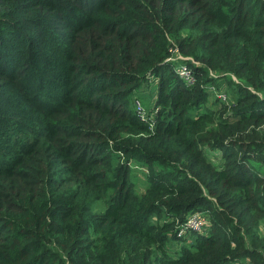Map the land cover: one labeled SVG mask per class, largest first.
Segmentation results:
<instances>
[{"label":"trees","instance_id":"1","mask_svg":"<svg viewBox=\"0 0 264 264\" xmlns=\"http://www.w3.org/2000/svg\"><path fill=\"white\" fill-rule=\"evenodd\" d=\"M196 210L206 230L178 235ZM246 258L264 264V0H0V264Z\"/></svg>","mask_w":264,"mask_h":264},{"label":"built area","instance_id":"2","mask_svg":"<svg viewBox=\"0 0 264 264\" xmlns=\"http://www.w3.org/2000/svg\"><path fill=\"white\" fill-rule=\"evenodd\" d=\"M174 50L177 49L174 48ZM169 58H177L176 60L178 59L180 60V59L188 58V56H184L178 53L177 55L170 56ZM175 72L180 78L184 79L187 83H194L196 81V76L194 74V71L184 62L177 61L175 65ZM211 74L214 75V73L212 72ZM208 88L221 100L224 101L229 100V94L224 86L216 87L214 84H210ZM133 103L136 112L140 115L141 118L144 119L151 118L149 116L148 111L145 108L143 100L140 97L135 96L133 99ZM209 223H210V219L206 212L200 210L192 211L186 216V219L183 222L178 224L179 227L178 235L186 232L188 229L194 231H204L208 227ZM236 264H254V263L248 258H246L245 260L241 262H237Z\"/></svg>","mask_w":264,"mask_h":264},{"label":"rangeland","instance_id":"3","mask_svg":"<svg viewBox=\"0 0 264 264\" xmlns=\"http://www.w3.org/2000/svg\"><path fill=\"white\" fill-rule=\"evenodd\" d=\"M227 87L226 84H223L222 87ZM141 98L144 101V105L146 110L150 111L152 109L153 106V101H154V97H155V86L154 85H150V87H148L145 91L141 92L140 94ZM135 93V96H137ZM229 99L233 100V96L229 95ZM131 169H132V173H133V180L136 182L137 186L139 189H143L146 183V173L148 168L138 164L137 161H132L131 162ZM179 245V242H174L170 247L169 250L172 252L177 246Z\"/></svg>","mask_w":264,"mask_h":264}]
</instances>
